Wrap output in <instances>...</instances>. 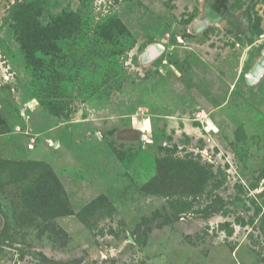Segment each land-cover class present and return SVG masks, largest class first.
I'll return each mask as SVG.
<instances>
[{"label": "rangeland", "instance_id": "rangeland-1", "mask_svg": "<svg viewBox=\"0 0 264 264\" xmlns=\"http://www.w3.org/2000/svg\"><path fill=\"white\" fill-rule=\"evenodd\" d=\"M0 264H264V0H0Z\"/></svg>", "mask_w": 264, "mask_h": 264}]
</instances>
